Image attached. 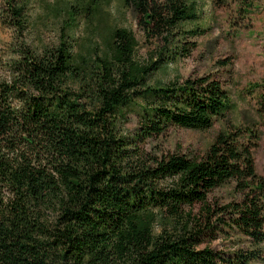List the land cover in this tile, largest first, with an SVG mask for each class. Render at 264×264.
Segmentation results:
<instances>
[{"label": "trees", "instance_id": "16d2710c", "mask_svg": "<svg viewBox=\"0 0 264 264\" xmlns=\"http://www.w3.org/2000/svg\"><path fill=\"white\" fill-rule=\"evenodd\" d=\"M31 1L0 0L16 36ZM106 1L68 4L54 44L0 51V264L264 263L254 131H222L198 156L148 149L171 127L207 130L232 108L213 74L154 79L197 48L200 1L123 0L146 58L127 27L76 50L77 18ZM130 110L137 126L125 131ZM226 187L229 200L217 192Z\"/></svg>", "mask_w": 264, "mask_h": 264}, {"label": "rangeland", "instance_id": "374dc122", "mask_svg": "<svg viewBox=\"0 0 264 264\" xmlns=\"http://www.w3.org/2000/svg\"><path fill=\"white\" fill-rule=\"evenodd\" d=\"M73 1L32 0L28 10V29L23 35H14L0 23V51L22 40L38 48L54 44L62 20L67 16L65 8ZM199 1L202 17L198 23L206 28V32L198 37L197 48L190 57L179 59L158 72L154 79L168 82L213 74L229 91L232 108L207 130L171 127L159 138L151 140L148 149L198 156L222 131L251 130L258 136L253 149L256 169L264 176V0ZM96 12L91 20L77 18L79 24L73 32L76 50L84 52L112 28L127 27L139 40L137 56L147 57L148 44L142 42L135 15L125 7L123 0H107ZM223 60L228 61L227 66L220 63ZM136 126L137 116L130 110L123 129L131 131ZM217 192L224 200H229L232 195L230 187Z\"/></svg>", "mask_w": 264, "mask_h": 264}]
</instances>
